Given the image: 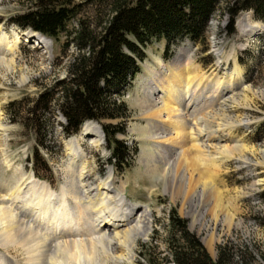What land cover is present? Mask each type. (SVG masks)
Masks as SVG:
<instances>
[{
  "label": "rangeland",
  "instance_id": "374dc122",
  "mask_svg": "<svg viewBox=\"0 0 264 264\" xmlns=\"http://www.w3.org/2000/svg\"><path fill=\"white\" fill-rule=\"evenodd\" d=\"M35 1L0 0V188L21 187L24 191L30 180L36 179L42 191L35 188V192L40 197L53 193L44 204L48 206L73 180L82 182L93 194L108 182L130 202L145 205L150 214L146 232L128 245L112 243L108 247L97 240L93 212L78 210L68 198L65 225L69 230L56 232L61 231L63 240L71 244L81 243L87 251L78 259L64 254L59 264H173L169 251L172 211L186 221L212 259L219 248H227L234 262L264 264V13L239 11L230 33L228 0H220L201 44L179 37L171 42L154 39L141 46L142 60L136 57L139 72L116 97L125 104L124 115L85 122L101 133L102 124L121 123L123 130L117 131L115 138L125 146L127 161L117 165L112 158L113 144L104 132L99 142L81 135L85 124L66 135L65 118L54 104L39 117L38 111L44 109L42 101L37 103L39 95L66 76V66L78 49L64 33L56 39L47 37L48 49L13 37V27L33 31L18 25L14 18ZM71 1L79 4L78 18L92 28H98L111 14L112 0ZM75 23L76 19L67 28ZM159 62L173 85L179 75L193 80L208 77L204 94L196 92L190 98L191 104L196 101L195 107H181L170 99L171 112L167 113L148 101L145 89L159 71ZM236 65L242 69V85L223 90ZM36 105L40 107L38 116L33 114ZM158 124L165 125L168 134L153 139L150 136ZM74 138L77 154L70 143ZM163 139L180 150L173 187L164 170L166 161L155 151V143ZM182 155L188 158L186 163L181 161ZM77 162H83L82 175L72 171ZM182 167L187 169L185 185L177 180ZM5 199L12 203L9 193ZM50 207L52 213L55 206ZM56 211L62 214L61 209ZM53 229L54 225L48 227L51 234ZM25 258L21 246L0 242V264H26Z\"/></svg>",
  "mask_w": 264,
  "mask_h": 264
},
{
  "label": "trees",
  "instance_id": "16d2710c",
  "mask_svg": "<svg viewBox=\"0 0 264 264\" xmlns=\"http://www.w3.org/2000/svg\"><path fill=\"white\" fill-rule=\"evenodd\" d=\"M219 1L135 0L128 3L112 0L111 14L104 23H99V29L78 18L79 4L71 0L35 1L14 21L21 27H29L55 39L64 33L78 49L66 66V76L39 95L37 103L42 101L44 108L43 112L38 111L39 117L54 104L66 120L63 128L66 135L76 132L87 119L121 117L125 113V104L116 97L138 71L136 57L142 58L140 47L154 39L164 38L171 42L179 37H188L201 44ZM226 8L230 15L227 28L231 33L239 11L252 9L263 14L264 0H228ZM75 19V26L67 28V24ZM37 105L33 109L35 115L40 109ZM102 129L106 139L113 144V163H126L125 146L115 138L116 132L123 130L121 123L102 124ZM169 235L173 264H239L232 260L227 248H219L216 258L212 259L175 211L169 215Z\"/></svg>",
  "mask_w": 264,
  "mask_h": 264
},
{
  "label": "bare ground",
  "instance_id": "6f19581e",
  "mask_svg": "<svg viewBox=\"0 0 264 264\" xmlns=\"http://www.w3.org/2000/svg\"><path fill=\"white\" fill-rule=\"evenodd\" d=\"M11 34L17 40L22 38L25 42H30L46 49L50 46L47 37L38 32L36 33L34 30L22 32L13 27L11 28ZM157 64L159 71H155L154 74L152 73L153 75L145 89V97L147 93L148 101L152 102L154 106L158 105L157 109L161 112H171L169 110L170 99L173 102L176 101L181 107L186 104L187 108H192L196 101L191 100V104L190 98H193L196 92L202 95L207 90L206 87L209 85L208 77L200 76L193 80L189 76L183 79L179 75L175 77L176 84L173 85L166 79L168 73H164L165 68L163 65L160 62ZM241 72V67L236 65L223 83V90H232L241 86ZM181 110L184 109L181 108ZM85 122L83 123L85 125L83 131H81V135L85 134L84 136L87 138L94 137V142H99V137L102 136L101 130ZM156 127L157 129L154 131V134L150 136L153 139H159L168 134L165 125L158 124ZM167 140L163 139L162 142L157 141L155 143V151L160 159L166 161L163 165L165 166L164 170L166 171V177L170 186L173 187L176 179V167L178 165L177 157L180 155V150L168 146ZM70 143L74 154L79 153L76 150V145L78 144L76 138L71 139ZM180 158L184 163L188 161L186 155H182ZM82 163L80 162L79 164L77 162L72 166V171L82 175L84 168ZM185 167L181 168L179 178L177 179L182 185H185L188 179L186 175L187 167ZM37 182L38 180L31 179L29 188L24 191H22L21 187H12V189L0 188V242L6 245L14 243L16 246H21V249H25L26 264H59V260H62L64 254L68 255V258L78 259L81 253H86L87 250H84V246L81 243L74 241L71 244L70 241L63 240L64 235H60L61 231L56 232L57 229L69 230L68 226L65 225L67 223L66 218L69 217L66 214L68 210V198H71L77 204L78 210L88 209L93 212L94 229H97L96 231L99 232L97 240L106 244L105 246L109 247L112 243L128 245L134 241L136 236L146 232L145 228L147 229L150 216L148 208L145 205L130 202L122 193L114 190L108 182L101 184L93 194V190L86 189V185L82 184V182L73 180L68 185L69 187L65 193L55 203L48 206H44V204L50 201L53 193L47 192L45 198L40 197L39 193L35 192V188L38 187ZM37 191H42V189L37 188ZM7 193H9L11 199L13 198L12 203H9L8 199H5ZM197 197L198 193L195 196L196 200L198 199ZM50 206H53V208L55 206L54 210L52 209V213H49ZM58 209L62 210L61 215L56 211ZM202 214L200 213V215ZM46 215H50L51 218L46 219ZM32 218L34 222H32ZM26 222L30 224L27 226ZM35 222L37 225L34 226ZM51 225L56 227L55 230L53 229V234L49 232L51 231L50 228L48 231V227ZM56 234L57 237L55 238L54 235Z\"/></svg>",
  "mask_w": 264,
  "mask_h": 264
}]
</instances>
